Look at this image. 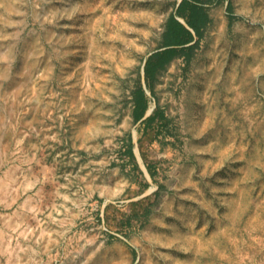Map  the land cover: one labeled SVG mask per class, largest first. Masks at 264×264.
Returning a JSON list of instances; mask_svg holds the SVG:
<instances>
[{
	"label": "rangeland",
	"instance_id": "1",
	"mask_svg": "<svg viewBox=\"0 0 264 264\" xmlns=\"http://www.w3.org/2000/svg\"><path fill=\"white\" fill-rule=\"evenodd\" d=\"M180 1L0 0V264H264V0L148 84Z\"/></svg>",
	"mask_w": 264,
	"mask_h": 264
},
{
	"label": "trees",
	"instance_id": "2",
	"mask_svg": "<svg viewBox=\"0 0 264 264\" xmlns=\"http://www.w3.org/2000/svg\"><path fill=\"white\" fill-rule=\"evenodd\" d=\"M220 0H181L175 10L168 16L163 33V45L148 56L143 72L146 81L150 84L156 74L173 59L182 57L188 62L192 52L198 47L203 30L209 23L207 12L203 5ZM230 5L228 4V10ZM179 19H183L182 23ZM148 109V102L142 88L135 93L132 115L135 122L141 121ZM156 113L146 119L152 122Z\"/></svg>",
	"mask_w": 264,
	"mask_h": 264
},
{
	"label": "built area",
	"instance_id": "3",
	"mask_svg": "<svg viewBox=\"0 0 264 264\" xmlns=\"http://www.w3.org/2000/svg\"><path fill=\"white\" fill-rule=\"evenodd\" d=\"M102 222H103V220H102ZM104 231L109 232L108 229H106V228H104ZM116 236H119V235H116ZM119 237H120V236H119Z\"/></svg>",
	"mask_w": 264,
	"mask_h": 264
},
{
	"label": "bare ground",
	"instance_id": "4",
	"mask_svg": "<svg viewBox=\"0 0 264 264\" xmlns=\"http://www.w3.org/2000/svg\"><path fill=\"white\" fill-rule=\"evenodd\" d=\"M219 120V119H218ZM216 121H217V119H216Z\"/></svg>",
	"mask_w": 264,
	"mask_h": 264
},
{
	"label": "crops",
	"instance_id": "5",
	"mask_svg": "<svg viewBox=\"0 0 264 264\" xmlns=\"http://www.w3.org/2000/svg\"><path fill=\"white\" fill-rule=\"evenodd\" d=\"M145 117V116H144Z\"/></svg>",
	"mask_w": 264,
	"mask_h": 264
}]
</instances>
